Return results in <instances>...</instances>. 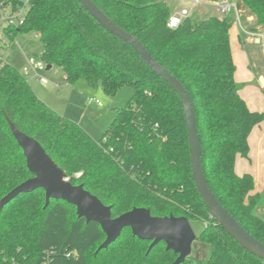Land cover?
Masks as SVG:
<instances>
[{
	"label": "trees",
	"instance_id": "1",
	"mask_svg": "<svg viewBox=\"0 0 264 264\" xmlns=\"http://www.w3.org/2000/svg\"><path fill=\"white\" fill-rule=\"evenodd\" d=\"M115 24L137 38L175 76L192 102L205 180L219 203L253 237L264 243V195L251 174H237V155L248 158L247 137L264 119L240 96L229 31L232 13L195 9L175 28L166 25L172 7L157 0H92ZM15 6L19 0H0ZM248 31L264 26V0H236ZM33 32L38 57L58 68L68 82L83 78L113 95L130 85L132 95L98 140L57 113L32 90L10 62L0 64V198L32 176L8 121L33 137L65 172L82 184L115 217L133 207L154 216L203 221L196 241L209 247L206 258L181 264H264L244 250L215 220L198 194L181 100L126 42L105 30L78 0H28L23 23L4 29ZM244 47L246 40L239 37ZM95 221L78 217L75 206L44 191L19 193L0 209V264H173L177 254L123 228L107 248ZM70 253L69 256H66Z\"/></svg>",
	"mask_w": 264,
	"mask_h": 264
},
{
	"label": "water",
	"instance_id": "2",
	"mask_svg": "<svg viewBox=\"0 0 264 264\" xmlns=\"http://www.w3.org/2000/svg\"><path fill=\"white\" fill-rule=\"evenodd\" d=\"M78 2L108 32L128 43L143 59L147 66L165 80L178 94L184 113L190 147L191 174L198 194L214 220L246 251L264 260V243L253 237L219 203L209 188L202 168L200 140L193 113L192 102L183 84L149 53L146 47L129 32L115 24L92 0ZM50 65L46 69H50ZM11 133L22 149L25 163L31 177L20 182L0 198V209L19 193H30L35 189L44 191V206L50 199L64 200L75 206L78 217L85 221H95L105 234L96 250L107 248L121 234L123 228H130L132 235L141 240H149V251L156 243L163 241L165 248L177 257L173 264H181L190 255L192 243L196 239L189 220L185 216H154L145 207H133L115 217L111 207L86 190L82 184H72L65 172L45 152L33 137L18 130L8 121Z\"/></svg>",
	"mask_w": 264,
	"mask_h": 264
},
{
	"label": "rangeland",
	"instance_id": "3",
	"mask_svg": "<svg viewBox=\"0 0 264 264\" xmlns=\"http://www.w3.org/2000/svg\"><path fill=\"white\" fill-rule=\"evenodd\" d=\"M163 1L164 0H157ZM167 3L172 10L178 7V4L169 0ZM216 9L210 5L202 4L196 7L200 12L207 9ZM242 26L244 27L243 23ZM261 29V28H260ZM257 29L256 31H260ZM238 31V33H237ZM230 49L236 63V76L242 79L244 93L251 92L254 88H259V94L256 92L254 101H257L259 110L264 112V87L259 82V77L264 81V47L251 41L250 35L238 29L235 23L230 28ZM237 34L246 40V44L241 48L237 40ZM0 35L5 38L7 46L2 45L4 58L9 59L10 63L17 69L21 70L26 54H38L41 49L39 38L33 32H18L13 39L9 40L6 31L0 30ZM18 42L19 46L16 44ZM249 67L246 66V64ZM56 70V74L54 73ZM43 74L60 86L56 88L53 84H42L39 80H28V83L36 95L44 101L50 108L57 113L68 117L80 125L93 139L98 140L102 132L109 125L115 115V109L126 104L132 95L133 89L130 85H121L113 95L106 94L101 86H90L83 78H78L75 82H68L60 69L52 67L48 72ZM253 76V77H252ZM245 79V80H244ZM261 85V86H260ZM246 95V94H245ZM90 98L99 99L101 105L98 106L90 101ZM261 136L264 138V119L262 121ZM264 147L260 145L259 154L256 155L255 161L260 164V188L258 192L264 195ZM255 163V165H256ZM257 167V165L255 166ZM264 210V208L262 209ZM201 220H191L190 225L196 236L204 227ZM209 247L200 244L194 240L192 250L189 256L206 258L209 255Z\"/></svg>",
	"mask_w": 264,
	"mask_h": 264
},
{
	"label": "built area",
	"instance_id": "4",
	"mask_svg": "<svg viewBox=\"0 0 264 264\" xmlns=\"http://www.w3.org/2000/svg\"><path fill=\"white\" fill-rule=\"evenodd\" d=\"M169 0H164L167 2ZM173 3L178 4V7L171 11L166 25L169 28L177 27L184 18L191 15V13L196 9L197 6L202 4H207L216 9V11L220 14L232 13L234 18V23L237 25L238 29L242 32L250 35L251 41L264 47V26L260 29V31H248L246 30L241 23L240 14L237 9L236 0H171ZM28 0H19V3L15 6H11L10 4H2L0 3V30H3L6 27H16L23 23L26 11H27ZM7 46V42L5 38L0 35V64L5 62H9L7 58H4V52L2 49V45ZM20 48V45L17 43ZM38 54H31L26 57L25 64L21 68L20 72L26 79L34 78L39 80L42 84L49 83V79L43 74L46 70L47 64L38 57ZM56 73V70H54ZM90 101L94 102L96 105L100 106L101 101L99 99L90 98ZM209 216L213 218L211 213ZM46 260L44 262L48 264V252L46 251ZM70 253H67L66 256H69ZM19 264V263H13Z\"/></svg>",
	"mask_w": 264,
	"mask_h": 264
},
{
	"label": "crops",
	"instance_id": "5",
	"mask_svg": "<svg viewBox=\"0 0 264 264\" xmlns=\"http://www.w3.org/2000/svg\"><path fill=\"white\" fill-rule=\"evenodd\" d=\"M237 33H238V31H237ZM239 37H240L239 34H237L238 43L241 46V48L243 49V46L240 43ZM229 39H230V33H229ZM17 43L18 42L16 41V44ZM28 55L29 54H26L24 56V63H25L26 57ZM232 57H233V55H232ZM8 61H9V59H8ZM233 61H234V57H233ZM234 63H235V61H234ZM235 65H236V63H235ZM246 66L249 67V63H248V65L246 64ZM48 71L49 70H46L45 72H48ZM235 74H236V72H234V79H235V81L238 82L239 84H241L243 82L242 79L240 77L237 78V76ZM63 76L65 78V75L64 74H63ZM27 80H29V79H27ZM30 80H36V79L31 78ZM258 80L262 84V86L264 87L263 78L262 77H259ZM49 82H50V84H53L56 88H58L60 86V84L58 82H54L51 79H49ZM256 92L259 94V88L258 89H255L254 88L251 92L244 93V88H243L242 84H241V89L239 90L240 96L245 100L247 106L251 110L261 111V110H259V107H255L258 104L257 101H254V97H255L254 95H256ZM261 112H263V111H261ZM261 125H262V122L258 126H255L251 130V132L249 133V135L247 137V141H248V145H249L248 158H244V157H241L240 155H237V157L235 159V165H234V168H235V171H236L237 174L241 175L243 173H249V174L252 175V177L254 179V184H255L254 191H257V192L260 191L259 188H260V183H261V181H260V176L261 175H260V169H259L260 168L259 167L260 164L259 163L257 164L254 161H255L256 155L259 154V147H260V145H263V147H264V138L261 137V136H263V134H261V130H263ZM255 163H256L257 167H255L256 166Z\"/></svg>",
	"mask_w": 264,
	"mask_h": 264
}]
</instances>
